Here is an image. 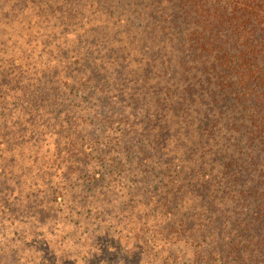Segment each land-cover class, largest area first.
I'll return each instance as SVG.
<instances>
[{"label": "trees", "instance_id": "trees-1", "mask_svg": "<svg viewBox=\"0 0 264 264\" xmlns=\"http://www.w3.org/2000/svg\"><path fill=\"white\" fill-rule=\"evenodd\" d=\"M138 259L264 264V0H0V264Z\"/></svg>", "mask_w": 264, "mask_h": 264}, {"label": "rangeland", "instance_id": "rangeland-1", "mask_svg": "<svg viewBox=\"0 0 264 264\" xmlns=\"http://www.w3.org/2000/svg\"><path fill=\"white\" fill-rule=\"evenodd\" d=\"M80 190H82V188H80ZM80 190H77L76 188H75V190H73L74 192H77V191H80ZM74 243H75V241H74V239H73V242H72V246H71V249H72V251L73 252H78L77 251V249H76V247L74 246ZM106 252V250H101L100 252L101 253H103V252ZM70 252H71V250L70 251H64L63 252V255H68V256H70ZM79 257V253H74L73 255H71L70 256V258L73 260V259H76V258H78ZM117 261V260H116ZM91 264H100V261H99V263H93V262H91ZM104 264H121L120 263V261H118L117 263H114V262H105ZM128 264H143V263H141V260L140 259H138V260H131L130 261V263H128Z\"/></svg>", "mask_w": 264, "mask_h": 264}]
</instances>
